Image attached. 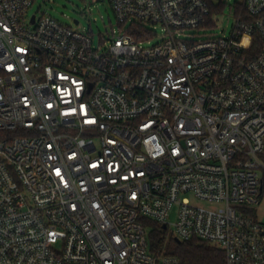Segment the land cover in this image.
Returning <instances> with one entry per match:
<instances>
[{"label": "built area", "instance_id": "built-area-1", "mask_svg": "<svg viewBox=\"0 0 264 264\" xmlns=\"http://www.w3.org/2000/svg\"><path fill=\"white\" fill-rule=\"evenodd\" d=\"M34 1L0 0V264H182L147 219L264 264V0L203 38L205 0H107L99 48Z\"/></svg>", "mask_w": 264, "mask_h": 264}, {"label": "rangeland", "instance_id": "rangeland-1", "mask_svg": "<svg viewBox=\"0 0 264 264\" xmlns=\"http://www.w3.org/2000/svg\"><path fill=\"white\" fill-rule=\"evenodd\" d=\"M221 0H216L220 2ZM243 0H223L224 6L218 12L213 14V23L209 27H204L193 31L195 38H203L209 35L216 36L218 34H229L237 22L236 4L242 3ZM46 12L62 22L79 30L88 31L92 35L93 43L96 48L103 45L101 37L112 32L113 28H119L116 13L107 0H35L29 9V15ZM79 21V24L75 23ZM152 29V27H150ZM157 33L151 38L154 44L161 39L160 28L156 29ZM145 45L149 43L145 42ZM193 202L198 203L192 193H187ZM199 204L207 205V203L199 202ZM179 206L175 205L169 216L170 222L177 220ZM254 216L264 223V193L261 195L260 203L253 209ZM170 233L174 235L172 227L168 228ZM151 227H148V233Z\"/></svg>", "mask_w": 264, "mask_h": 264}, {"label": "trees", "instance_id": "trees-1", "mask_svg": "<svg viewBox=\"0 0 264 264\" xmlns=\"http://www.w3.org/2000/svg\"><path fill=\"white\" fill-rule=\"evenodd\" d=\"M210 9V22L212 25V16L224 6L223 0H205ZM237 14L244 15L247 18V10L244 3L236 4ZM259 44V40L254 42V47ZM7 135L6 131H0V140ZM146 224L151 227L149 231L150 247L154 251L165 252L176 256L182 264H226L225 252L220 247L212 246L198 238L189 240H176L167 227H164L157 221L147 219Z\"/></svg>", "mask_w": 264, "mask_h": 264}, {"label": "water", "instance_id": "water-1", "mask_svg": "<svg viewBox=\"0 0 264 264\" xmlns=\"http://www.w3.org/2000/svg\"><path fill=\"white\" fill-rule=\"evenodd\" d=\"M79 21L78 20H75V23H78ZM164 227H166V226H164ZM176 240H178L179 241V239L178 238H176Z\"/></svg>", "mask_w": 264, "mask_h": 264}]
</instances>
